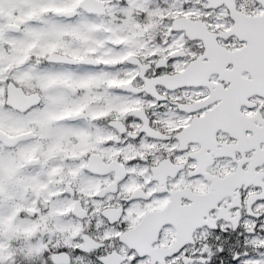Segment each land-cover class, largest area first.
I'll return each mask as SVG.
<instances>
[{
    "label": "snow or ice",
    "instance_id": "6c2138e0",
    "mask_svg": "<svg viewBox=\"0 0 264 264\" xmlns=\"http://www.w3.org/2000/svg\"><path fill=\"white\" fill-rule=\"evenodd\" d=\"M0 264H264V0H0Z\"/></svg>",
    "mask_w": 264,
    "mask_h": 264
}]
</instances>
